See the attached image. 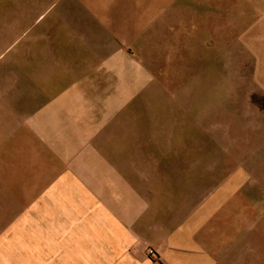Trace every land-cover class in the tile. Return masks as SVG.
Wrapping results in <instances>:
<instances>
[{
  "label": "crops",
  "instance_id": "0c3cea01",
  "mask_svg": "<svg viewBox=\"0 0 264 264\" xmlns=\"http://www.w3.org/2000/svg\"><path fill=\"white\" fill-rule=\"evenodd\" d=\"M72 2L69 17L39 36L37 81L21 80L44 90L22 107H0V264H223L239 232L230 205L207 196L206 160L175 172L168 158H144V141L156 145L159 96L121 85L136 80L128 66L138 47L158 61L166 44L167 66L183 68L170 81L182 84L189 107L191 84L221 62L215 43L226 17L236 72L241 63L248 90L264 97V0ZM112 99L134 102L112 107ZM252 137L242 154L264 158V125ZM224 175L226 195L249 184L247 172Z\"/></svg>",
  "mask_w": 264,
  "mask_h": 264
},
{
  "label": "rangeland",
  "instance_id": "374dc122",
  "mask_svg": "<svg viewBox=\"0 0 264 264\" xmlns=\"http://www.w3.org/2000/svg\"><path fill=\"white\" fill-rule=\"evenodd\" d=\"M73 8L76 4L72 0H0V98L3 97L0 107L8 104L9 107L21 106L24 98H29V93L44 90L34 88L30 81L24 83L29 78L37 81L34 78H37L39 68L31 61L39 59V36L59 16L69 17ZM210 10L208 6L200 8V12ZM230 23V18L226 17L219 21L217 44L213 43L221 53V62L209 68L205 81L191 84V90L196 92L189 105L191 108L184 104L189 100L179 98L182 84L170 81V74L173 75V71L182 74L183 68L167 66V58L173 56V50H168L166 44L156 52L158 61L149 49L135 48L133 55L136 59L130 60L128 66V72L135 73H130L134 76L128 75V78L136 76V80L133 84L128 82L121 86L122 89L126 87L127 93L143 86L149 91H157L159 96L152 100L158 112V123L154 127L156 145L152 148L144 141V158H168L173 161L168 165L174 166L175 172L186 171L188 167L194 171L193 168L199 165L195 161L206 160L207 196L212 195L219 202L226 201L230 205L232 220L237 222L235 227L239 232L230 258L223 264H264V158H247L242 154L248 151L247 144L253 139V130L263 129L264 119L260 110H264V97L248 90V72L241 63L236 72L232 52L235 35L230 34ZM206 28L210 31L213 25ZM144 39L149 41V38ZM207 55L209 58L208 52ZM243 57L246 60L245 53ZM83 72L79 68L77 74ZM128 72L124 76L127 77ZM151 75L153 83L150 82ZM25 76L28 79L21 81ZM215 77H218L217 80ZM25 93L26 96L23 95ZM140 101L144 108L150 106L149 100H137V103ZM132 102L134 99H112L111 106H130ZM189 111H193L190 116L187 115ZM133 148L128 143L129 154ZM163 164L159 162V165ZM236 170L247 172L249 184L232 195H226L221 187L224 174ZM191 187L190 197L193 198L197 185ZM207 214L209 217L213 211L207 209Z\"/></svg>",
  "mask_w": 264,
  "mask_h": 264
},
{
  "label": "built area",
  "instance_id": "2783aa9c",
  "mask_svg": "<svg viewBox=\"0 0 264 264\" xmlns=\"http://www.w3.org/2000/svg\"><path fill=\"white\" fill-rule=\"evenodd\" d=\"M150 255L151 256H154L155 255V252L154 251H150Z\"/></svg>",
  "mask_w": 264,
  "mask_h": 264
}]
</instances>
